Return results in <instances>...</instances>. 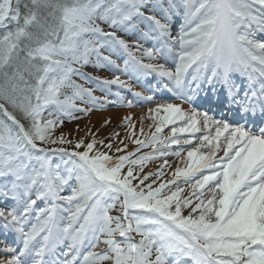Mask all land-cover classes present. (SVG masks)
Masks as SVG:
<instances>
[{
    "label": "snow or ice",
    "instance_id": "snow-or-ice-1",
    "mask_svg": "<svg viewBox=\"0 0 264 264\" xmlns=\"http://www.w3.org/2000/svg\"><path fill=\"white\" fill-rule=\"evenodd\" d=\"M176 18L181 23L174 36ZM0 30V197L14 201L0 207V227L15 235L14 246L0 247V264H264V125L253 130L194 107L202 85L219 84L241 114L264 117V41L256 38L264 34V0H0ZM121 54L123 68L112 59ZM93 57L95 67L111 66L130 79L155 75L193 107L157 103L142 117L155 121L166 113L155 133L134 140L135 152L123 155H109L114 144L90 131L89 142L57 135L64 118L113 103L74 77L119 102L123 96L113 86L155 103L119 76L83 71ZM235 74L248 80L242 96ZM125 121L134 128L130 116ZM165 125H173L171 135L161 141ZM178 133H202L196 139L210 149L198 155L194 147L187 153L191 164L174 173L190 185L186 197L176 179L145 185L163 172L134 175L136 166L142 172L154 158L136 156L142 148L193 143ZM126 148L116 146L115 153ZM66 189L70 195H62ZM37 201L48 204L37 208ZM117 205L121 215L114 216ZM101 243L106 252L95 251Z\"/></svg>",
    "mask_w": 264,
    "mask_h": 264
},
{
    "label": "rangeland",
    "instance_id": "rangeland-1",
    "mask_svg": "<svg viewBox=\"0 0 264 264\" xmlns=\"http://www.w3.org/2000/svg\"><path fill=\"white\" fill-rule=\"evenodd\" d=\"M102 26L105 29H108L107 25H102ZM118 35L122 36L124 39L130 42V38L125 33L120 32L118 33ZM108 54L109 53L107 51L104 52V55H108ZM93 60L95 61L94 57H93ZM85 68H86L87 73H90L89 74L90 76L100 77L101 79H113L114 78V76H112V72L114 68H112L111 66H106V67L97 68V69H95L92 66L85 67ZM74 79H76L78 83L83 84L85 87L92 88L94 91V95L99 96V97H104L106 95L108 96L107 92L100 91L99 88H97L94 84H90L80 79L79 77H74ZM112 99L113 98H108V100L112 101L113 103H109L103 109L93 108L87 114L83 112H75L74 115L78 117L77 119L70 120L68 118H64V124L62 128L57 129L56 134L59 135L60 132H63L68 139L75 141L81 138H85V142H89L90 137L87 136V133L90 131L91 133L96 135V138L98 140L104 139L105 143L114 144L113 150L108 153L109 155H123V154H127L128 152H135L138 145L135 144L133 141L136 139H140V140L151 139L152 134L155 133L156 131V126L159 124L157 123L158 119H161L166 113L161 112L158 116H156V114L153 113V116H156L155 121H153V119L150 117L147 119H142V117H148L149 109L155 108L157 103H174L175 101L172 97L168 99H164V100H157L155 101V103H146V102L136 99L134 108H140V116H138L140 119L137 117L136 119L131 117V125H134V128H131L126 124V121H125V117L130 116L128 112L129 107H127L126 105L122 103L115 102ZM77 104L80 107H91L90 105H84L79 101H77ZM109 110L112 111L111 116L109 117L105 116L104 113ZM94 114L96 115L95 117H93ZM45 116H47V112L45 113ZM105 121H110V123L105 125ZM172 126L173 125L164 126L163 131L159 134L161 141H163L164 138L169 137L171 135L169 133L171 131ZM141 128H143V133H141ZM133 131L135 132V136L131 135V132ZM114 133H119V136L113 140L111 139V137L113 136ZM200 135H202V133H199L197 137ZM180 137H181V140L183 141L184 139H189V138H192L193 136L187 134L186 136L182 135ZM121 141H123L124 143L122 144ZM192 142L193 143L191 145L171 144L168 146L167 149H164V145L162 143H157L154 146L142 148L141 151L136 154V156L153 153L154 158L144 164L142 172L140 171V166H136L134 170V175L142 177L143 175H146L149 172L151 173H156L158 171L163 172L162 176L153 175L152 177H150L149 180L145 181V185L152 183L153 187L155 188V187H159L161 183H166L167 181L176 179L180 187L185 189L184 193L182 194V197L188 196L191 192L190 185H186L183 183L182 176L174 177V173L176 172L177 168L185 169L191 164V163L184 164V161L186 160L185 158L187 157L185 154H187L188 151L192 150L194 147L200 148V152L198 153V155L207 154L210 151L209 148L200 147L197 139ZM125 145H127V148L124 152L115 153L116 146L124 148ZM52 147H59V145H53ZM64 147H67L69 148V150H71V146L69 145H64ZM97 147H100V146L98 145ZM157 149L166 150L169 152V154L165 156H161L160 152L157 151ZM82 150L83 149H81V151ZM100 150L107 151V149H104V148H101ZM176 151L181 152V155L179 157L171 154ZM223 155H224V152L222 149L219 152H217L216 154L217 159L219 157H222ZM135 158L136 157H133V159ZM54 160L55 162L59 163L60 157H55ZM124 171L125 172L127 171V166L125 167ZM205 174H210V172L206 171ZM138 183H139L138 180L133 181L134 185ZM171 189L172 191H175V185H172ZM117 210L120 211L119 207L117 208ZM183 214L187 215V210H184ZM103 246H105V249L108 250L107 245L103 244L102 247ZM105 264H112V262L106 261Z\"/></svg>",
    "mask_w": 264,
    "mask_h": 264
},
{
    "label": "bare ground",
    "instance_id": "bare-ground-1",
    "mask_svg": "<svg viewBox=\"0 0 264 264\" xmlns=\"http://www.w3.org/2000/svg\"><path fill=\"white\" fill-rule=\"evenodd\" d=\"M177 104H179V103H177ZM182 105V104H181ZM182 107L186 110V107L184 106V105H182ZM128 110V109H127ZM126 111V110H125ZM187 111V110H186ZM129 114H130V117H132V118H134V119H136V117L137 118H139L138 116H140V108H134V106L133 107H130L129 108ZM111 114H112V111L111 110H109V111H107V112H105L104 113V115L105 116H111ZM166 115V114H165ZM164 115V116H165ZM96 115L94 114L93 115V117H95ZM127 116V115H126ZM140 119V118H139ZM159 121H160V119H158V121H157V123H159ZM178 126H183L182 124H178ZM169 134H171V131H170V133ZM178 135L179 136H181V135H184V134H179L178 133ZM169 138H170V136H169ZM187 157L185 158L186 160L184 161V164H190L191 163V161L188 159V155L187 154H185Z\"/></svg>",
    "mask_w": 264,
    "mask_h": 264
}]
</instances>
